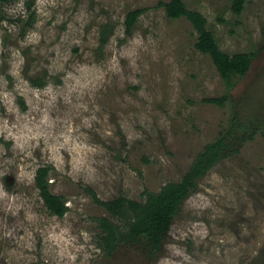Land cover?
<instances>
[{"label":"rangeland","instance_id":"374dc122","mask_svg":"<svg viewBox=\"0 0 264 264\" xmlns=\"http://www.w3.org/2000/svg\"><path fill=\"white\" fill-rule=\"evenodd\" d=\"M169 1L0 7V264H264V0H245L239 14L231 0H181L221 51L252 54L230 87L195 48L191 23L158 5ZM216 138L224 157L197 178L158 250L123 235L106 250L98 219L122 232L126 220L88 190L142 201ZM42 165L62 216L36 187Z\"/></svg>","mask_w":264,"mask_h":264},{"label":"trees","instance_id":"16d2710c","mask_svg":"<svg viewBox=\"0 0 264 264\" xmlns=\"http://www.w3.org/2000/svg\"><path fill=\"white\" fill-rule=\"evenodd\" d=\"M16 0H0V7ZM231 9L235 14L242 10L245 0H231ZM28 3L31 4L29 1ZM165 14L169 18L185 17L198 33L194 43L195 48L210 56L213 64L221 77L226 80L230 87L229 77L232 74L243 75L248 69L252 54L235 53L227 54L221 51L215 41L212 32L205 28L206 19L197 11L189 10L181 0H170L169 2H159ZM142 12L137 8L127 12L124 20L125 32L129 33L136 18ZM4 16L0 13V23ZM225 97L208 98L207 101L222 105ZM264 137V128L261 130ZM225 144L222 138H216L207 144L203 151L197 155L188 171L177 182H167L156 193H147L142 201L129 200L124 197H117L113 200L102 201L96 197L95 193L88 190L95 202L113 217L125 219L127 229L122 232L119 226L115 225L108 218L100 217L98 225L103 232L101 239L106 250L114 245L121 236L145 241L152 252L158 250L163 238V234L168 230L172 217L177 208L188 196L189 190L196 188L197 178L203 176L205 172L217 163L225 155ZM49 166H39L35 171V184L39 190L46 208L54 215L62 216L67 210L62 196L52 193L48 188Z\"/></svg>","mask_w":264,"mask_h":264}]
</instances>
